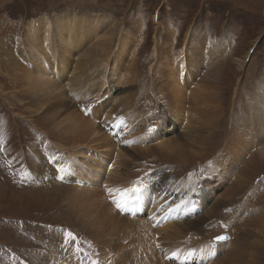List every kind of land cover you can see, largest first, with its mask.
Instances as JSON below:
<instances>
[{
  "label": "rangeland",
  "instance_id": "1",
  "mask_svg": "<svg viewBox=\"0 0 264 264\" xmlns=\"http://www.w3.org/2000/svg\"><path fill=\"white\" fill-rule=\"evenodd\" d=\"M73 15L79 18L82 16L87 17L88 26L92 20L99 19L100 24L94 30H100V35L104 34L101 36L103 39H115L114 44L110 45V51H113L108 55L109 51L103 53L101 49L93 50L96 46V40L99 39V43L103 42V39L95 38L94 35L93 39L85 41L84 46L70 50L72 55L70 56L71 61H69L70 70H73L85 59H88L86 65L88 69H85L88 71L85 74L87 77L78 78L79 83L77 86L84 82L80 86L82 89L89 90L90 95L93 94L90 89L93 86L89 87L90 84L88 83L91 77L95 75L98 78V74L111 75L109 73L110 65L112 62L115 64L112 74L113 84L117 88L114 86L113 99L117 97L116 99L119 98V100L116 103L109 102L108 97L110 95L108 94L104 95L101 100H96L100 103L104 102L109 113L111 109L118 111L120 114L126 113L124 111L126 97L137 90L136 84L133 85L135 88L131 86L132 89H135L132 91L128 88L129 84L121 87L122 85L118 83L119 77L126 74L125 70H129L127 67L130 66L129 63H131L132 57L136 60L135 69H130L129 72H132V76L138 77L139 88L143 89L146 94L150 93V97H152L151 91L158 86V73L160 75L161 73L164 74V70H159V68H167V62L172 60V57L179 55L184 47H194L195 44L204 41L213 43L217 48L224 47L225 52L223 58L221 57L223 60L220 59L222 64L226 66H223V72H225L222 78V93L220 95L222 96L225 113L221 131L216 133L215 144L204 160L189 152L186 153L188 163L183 166L177 164L179 160L163 161V158L159 156L152 159L149 164L146 160H143L145 165H140L143 163L140 161L131 166L132 168H128L127 166L132 165V163L125 159L124 165L121 167L119 165L115 166L116 170L119 167L120 170L125 168L124 171H127L126 175L121 174L118 179L111 180L112 173L109 175L110 171H107L106 174L101 172V175H104L101 176L102 180L95 181V183H98L96 187L91 186V184L88 185V182H84L80 178L77 179H80L81 182L77 179L76 181L70 179L69 182L79 185L80 188L92 187V189H95L98 187L101 191L98 190L100 193L98 199L101 200L99 202L105 204L104 206L101 203L103 205L102 209L106 208L108 213H114L112 202L104 197L109 196L108 192L105 191L109 189H107L109 184L114 185L113 182L115 181L121 184L123 183L121 181L130 178L127 181L128 190L139 189L143 187L142 183L139 186L132 184L141 181L144 177L146 178L145 184H151L147 176L153 175L157 169H163L166 174L164 175L165 179H170L174 183L178 180L181 183L186 178L191 179L192 182L186 183L185 186L191 189L193 193L198 191L197 195L209 196L211 205L217 198H220V194L225 193V190L231 187L230 184L235 182V177L239 176L240 173L250 183L246 188H240L237 191L239 192L238 195L231 196L233 198L230 200L231 202L224 203L222 200L224 206L228 207H225V209L227 208L231 212L223 210L221 208L223 205H221V210L217 208L214 217L210 219L204 216L205 214L201 211L199 216H202L203 219L197 221V229L187 231V235L181 237L182 240L179 237L175 238L170 229L163 233L165 227L156 230L147 218H140L142 220L139 219L137 222L149 224L148 227L153 230V234L156 231L160 234H154V238L147 245L138 243L130 247V254L128 255L126 250L116 247L108 248L107 245L100 244L99 241H104V239L100 240L101 237H97L90 224L85 222L72 209L73 207L68 204L69 201L67 202L63 195V188L55 190L42 189L35 183L36 175L39 177L41 174L38 173L42 168L41 166L49 164L45 158H39V154L42 156V153L41 151L38 153V149L48 144L58 149L59 152L60 150L61 152L65 151L59 147V144H61L66 149L64 156H61L65 160L73 154L72 145L70 144V137L64 138L61 132L55 128V122L48 123L45 118L38 114L36 109L39 104L34 101L36 98L33 97L32 89L29 88L30 83H28L25 74L17 76L14 73L17 71L14 62L23 65L25 72L28 71L33 63L30 60V43L34 41L33 39L29 40L28 33L36 29L37 26H42L46 21L50 25V32L53 34L56 29L55 34H57L56 26L62 24L66 17ZM76 27L78 30L83 28L80 24ZM132 38L135 39L132 40ZM172 38L173 41H171ZM123 39L127 44H120L124 41ZM49 41L45 44L52 45L51 40ZM34 45L37 47L35 43ZM119 45L120 48H118ZM156 46H158L159 55L155 54ZM82 49L85 50V59L80 57L83 55ZM123 49L126 52H123ZM88 51H91L90 54ZM37 52L34 54L38 55ZM120 52L122 53L120 54ZM44 55H48L46 51ZM115 58L116 60H114ZM104 60H106V64L102 63ZM97 62L99 63L95 66ZM203 70H205L204 67ZM67 75L70 77L69 79L74 78V75L70 72L66 73V78H68ZM61 82L57 83L64 86L69 84L68 82ZM77 86L75 85V87ZM105 89L108 88L105 86L102 90ZM72 90L78 93L81 88L74 89L73 87ZM66 91L68 93L69 88L68 90L66 88ZM84 96L88 97V94L84 93ZM69 97L72 99L74 93L70 94ZM80 101L79 98L77 108L87 109V114L90 111L91 104L81 106L79 105ZM132 102L134 101L132 100ZM215 103L216 100H212V104ZM262 104H264V0H0V264H60L62 262L67 264H119L118 255L121 253L129 258L127 264H152L151 257L155 261L157 258L156 251L165 255V260H163L167 264H182L181 259H177L175 255L185 245L190 247H188L189 250H194L197 253L190 260L189 264H193V260L199 256L201 251L203 252V249L208 251L210 248H214L211 247L213 238L218 235L224 233L229 235V241L223 242L225 245L229 243L231 245L235 237L238 239L240 237V240H242L241 238L248 239L251 243L256 242V239L260 240L263 235L260 223H249L248 219L257 214L260 216L263 214L264 216V207L261 205L264 202V160L257 155L256 148L254 150L249 148L250 150L244 158L246 162L242 159L237 163L238 157L244 152V148H231L229 151V146L234 139L240 137L241 129L252 127L249 121L251 115L253 116L252 108ZM92 106L96 107L95 104ZM116 118H118L117 129L122 134L117 136L114 133L111 139L122 146L121 150H124L126 147L134 145L133 141L125 138V133L132 134L136 127L133 131H128L126 126L133 121L130 122L125 116ZM107 121H111L110 124L114 128L113 119L107 118ZM172 123L176 122L173 120ZM147 125H150V123H147ZM176 130L182 134L184 126H178ZM175 133L176 135L179 134ZM111 139L110 141H112ZM262 148L263 146H261ZM191 150L193 153L196 152L197 156L200 155H198V151ZM34 151L36 156L32 154ZM89 152L86 158L84 155H75L76 158H72V161L80 165L91 164L92 168L90 170L93 171L97 166L96 162L102 169L110 168L113 165L114 157H116L112 154L102 159L101 153L93 150ZM118 157L119 155H117V160ZM58 159L56 152H54L52 161ZM99 161L102 163H99ZM225 162H228L232 167L236 166V168H233L235 169L233 172L236 171L233 174L236 175L232 176V171L227 174L224 170L226 175L223 178L218 176L213 178L220 169H223L221 165ZM216 164H218L217 167ZM216 169L217 171H215ZM49 171L45 169L43 172ZM120 173H123V170ZM203 175L205 181L202 184L197 183ZM218 181L226 182L221 184V188L218 190L220 194L216 197L214 194ZM124 183L117 188L122 190ZM161 184L163 187L160 186L157 189L164 192L166 184L165 182ZM167 184L170 185L171 182L168 181ZM116 186L117 184L113 187L116 188ZM117 190L119 189L114 191L117 192ZM124 193L127 194V192ZM124 196L131 199L129 194L122 195V202L125 199ZM121 201L120 204H122ZM239 207H246L247 210L249 208V213L251 210L254 213L251 212L252 216L248 219L245 215L236 216V214L242 213V208ZM114 209L115 212L122 214V211L119 210L121 208ZM234 209L237 211L234 212ZM151 210H157V206L144 207L141 216L146 211ZM124 215L128 216L129 213H124ZM182 216L183 214L180 218ZM257 216L255 217L258 218ZM235 217L237 220L246 221V223L243 222L242 228L238 227V222L233 224V230H230L232 228L220 227L219 223L223 220L224 223L225 221L231 222ZM87 224L89 225L87 226ZM256 231H259L258 235L255 234ZM68 233H71L75 239L70 238L67 235ZM109 233L115 237H120V242L119 240L115 241L117 244L121 243V246L124 243L127 245L133 242L131 239L123 240V235L118 232L113 233L110 231ZM148 234L151 233L148 232ZM156 236L160 237L159 245L155 243ZM148 239L147 236L146 240ZM200 240H204V242L200 243ZM252 245L262 248L260 250L263 257L261 256L259 264H264L263 247L254 243ZM229 249L231 250L229 247L220 251L219 249L216 250L218 256L210 263L203 264H217L222 257L228 254ZM170 250L173 251L170 252ZM191 255L193 254L190 251L187 256L190 257ZM236 258H243V253H238ZM226 261H223V264H226Z\"/></svg>",
  "mask_w": 264,
  "mask_h": 264
},
{
  "label": "bare ground",
  "instance_id": "2",
  "mask_svg": "<svg viewBox=\"0 0 264 264\" xmlns=\"http://www.w3.org/2000/svg\"><path fill=\"white\" fill-rule=\"evenodd\" d=\"M73 16L66 17V20L62 24H58V26H56L57 34H55L56 29L53 34L50 32V25L46 21L42 26L39 25L36 29L28 33L30 37L29 40H34L33 42L30 40V60H32L33 63L28 71L26 70L25 72L24 67H22L23 65L18 62H14V67L17 70L14 73L17 74V76L25 74L28 79V83H30L29 88L33 91V97L37 99V101L36 99L34 101L35 103L38 102L39 104H37L38 108L36 109L38 114L45 118L46 122L48 123L55 122V128L59 132H61L64 138L70 137L69 140H71L70 144L72 145L73 154L69 155L65 160L64 158H61V156H64L63 154H65L64 152H66V149L61 144H59V147L65 150L62 151L63 153L61 152V150L59 152L58 149H55L48 144H45L43 147H40L38 149V153L40 151L42 153V156L39 154V158H45L50 165L45 164L41 166L42 168L40 169V171H37L41 174L39 177H37L36 175L35 183L42 189L55 190L57 188H63V195L66 198V201H69L68 204L73 207L72 209H74L85 222H88L90 224V226L94 229L97 237H101L100 240L104 239V241H99L100 244L107 245L108 248H120L124 251L126 250L129 255L130 247L134 246L135 244L139 243L147 245L148 242L152 238H154V234L157 235L159 232L157 233L156 231L153 234V230L148 227L149 224H142L141 222H137V220H139L140 218H149L148 220L150 221L151 217L157 215L161 216V218L164 220V222L162 223V228L165 227V229L162 232L165 233L167 229H170L175 238L179 237L181 239V237L183 238V236L187 235L186 232L190 229H197V221L203 219L202 216H199V214H201V211H203L202 213L205 214L204 216L212 219L217 208H219L218 210H221V208H223V210H227L228 207L224 206L222 200L224 201V203L231 202L230 200L233 199L231 196L234 197L235 195H238L239 192L237 191L240 188H246L250 183L248 179L238 172L239 176L235 177V182L230 184L231 187L226 189L225 193H222L224 195L220 194V191L218 190H220L221 184L225 183L228 180H226L225 182L218 181L214 195L217 197L220 194V198H215L216 200L210 205L209 196L197 195L196 193L198 191L196 193H193L191 189L185 186L186 183L192 182L191 179L186 178L183 179L181 183L179 182V180L174 183L170 179H165L164 175L166 174L163 169H157L155 171L156 174L154 173L151 176H147L151 184H145V177L141 179V181L132 184L135 186H139L141 183L143 184V187L139 188V190L135 193L131 192V190H128L127 181L130 180V178L128 180L121 181L123 183L125 182L122 190L117 187H119L123 183L120 184V182L118 183L117 181L113 182L115 183L114 185L117 184L116 188L113 187L114 185H110L111 183L109 184V187H107V189H109L105 191L108 192L109 196L107 195L104 198L107 197L106 199L110 200V202H112L113 204V207L116 209H119L117 207V204L121 201L122 195L129 194L131 195V198H138V202L132 204V199H127V197L124 196L125 199H123V202L121 201L123 204V208L119 209L122 211V214L115 212L114 208H112L114 213H108L106 211V208L102 209L103 205L105 206V204L101 202L103 204L102 205L99 202L101 200L98 199L100 198V190L98 189V187L95 189H92V187L80 188L79 185L71 184L69 180L75 179L76 181L77 178H80L84 182H88V185L91 184V186L96 187V184L98 183H95V181L99 182L100 180H102L101 176L106 174L105 172L107 171H110L109 175L112 173L110 177L111 180L118 179L119 177H121V174L126 175L127 171H124L125 168H121V170H123V173H120L121 170L119 169V167L116 170L115 166L119 165L121 167L122 165H124L125 159L132 163V165L127 166L128 168H132L131 166L140 161L143 162L140 165H145L143 160H146L149 164L152 159L159 156L163 158V161L179 160L177 164L183 166L184 164L188 163L186 153L189 152H191L194 156L200 158L201 160L206 159L208 157L209 151L215 144L214 142L217 135L216 133H220L221 131L222 120L225 113L222 96L220 95V93H222V78L224 77L225 72H223V66L225 64H222V58L225 52L224 47L221 46V48H217L213 43L206 41L195 44L194 47H184L179 55L172 57L173 59L167 62V68H159V70H164V74L161 73L160 75V73H158L157 82L159 88L158 86L156 88H153V90L151 91V93L153 94L152 97H150V93L146 94L143 89L139 88L137 82L138 77L132 76V72H129L130 69H135L136 60L132 57L130 60L131 63H129L130 66L127 67L129 68V70H125L126 74L122 77H119L118 83L122 85L121 87L129 84L128 88L132 91L135 90L132 88L134 87L133 85L136 84L135 86L137 87V90H135L133 94L130 93L126 97V101L129 99L124 103V111H126V113L120 114L118 111L112 109L109 113L108 109L105 107L104 102L100 103L96 100H101L106 94L110 95L108 97L109 102L116 103L119 100V98L116 99L117 97L113 99V89L116 86L113 84L112 73L114 72L113 66L115 64H113L112 62V64L110 65L111 69L109 70V73L111 75L107 76L106 74H98V78H96L95 75L91 77L88 83L90 84L89 87L93 86L92 88H90L93 91L92 95H90L89 90L82 89V87L80 86L84 82H81V84L77 86L79 83L77 79H82L84 76L87 77V75L85 74L88 73V71L85 70L88 63V59H85L84 56L85 50L82 49L83 55L80 56L82 59H85V61L81 62L79 66H76L73 70H70L69 65V61H71L70 56L72 55V50L84 46L85 41L93 39L94 35L95 38L99 37L100 39H103L101 36L104 34L100 35V30H94V28L98 27V24H100V20H92L91 24L88 26L87 24L89 23V21L87 17L82 16L79 18L75 17L76 15ZM78 24L82 25L83 28L78 30L76 27ZM134 39L135 38H132V40ZM49 40H51L52 45L45 44V42L48 43ZM114 40V38H107L103 39V42L99 43L98 39L96 40V46L93 48V50L101 49L103 53H107L109 51V55L110 52L113 51H110V45L114 44ZM171 41H173V38ZM34 43L37 45V47L34 45ZM120 44L125 45L127 43L124 40ZM118 48H120V45ZM36 50L39 52H37ZM45 51L46 54H48L47 56L44 55ZM91 51H88L89 54ZM36 52L38 53V55L34 54ZM123 52H126V50L123 49ZM121 53L122 52H120V54ZM155 54L159 55L158 46H156ZM114 60H116V58ZM98 63L99 62L94 65L97 66ZM102 63L106 64V60H104ZM203 67L205 68V70H203ZM97 71L99 72V70ZM69 72L70 74L74 75V78L71 77V79H69L70 77H68V75V78H66V73L68 74ZM62 80L63 82H61ZM57 82H68L69 84H67V86H64ZM75 85L77 87H75ZM105 86L108 89H105L103 91L102 89ZM73 87L74 89L81 88V90L77 93L75 90H72ZM66 88L67 90L69 88L68 93L66 91ZM72 93H74V97H72L73 100L69 97V95ZM84 93H87L88 97H85ZM79 98L81 99V101L79 102V105L81 106L90 104L97 105L98 103L99 106L96 109L91 108L90 111L86 114V112L88 111L87 109H80V107L77 108V101ZM132 100L134 102H132ZM212 100H216V103L214 105L212 104ZM89 101H91V103H89ZM156 105L160 108L155 107ZM252 109L253 116L251 115V118H249L252 127L250 129H241V134H239L240 137L234 139L229 146V151L231 150V148H244V152L238 157L237 163H239V161L242 159L243 161H245L244 158L246 157L247 152L250 150L249 148H251V150H254L256 148L258 152L257 155L260 156V159L264 160V104H262L261 106H254ZM120 116L128 117L130 122L133 121L132 124H136V129L132 134L129 135V133H125V138L127 140L133 141L134 145L131 147H126V149L124 150H121L122 146H120L118 143H115L111 139L113 134L115 133V128H113L112 124H110V121H107V118L117 120L118 118L116 119V117ZM173 120L176 123H172ZM147 123H150V125H147ZM178 126H184V131L182 132V134L179 133L178 130H176ZM103 131L109 136L112 141H110L108 136ZM175 132L179 134L176 135ZM261 146H263L262 149ZM191 149L198 151V155H200L197 156L195 154L196 152L193 153ZM199 149L202 151H200ZM90 150L101 153L102 159H105L108 155L111 156L112 154H114L116 157H114L115 160L113 159L112 161L113 165L110 168L105 166L106 168L102 169L98 166V162H96L97 166L95 165V169H92L93 171H91V164L85 163L83 165H80L72 161V158H76L75 155H84L86 158L87 154L90 153ZM54 152H56V155L59 158L57 161H52ZM32 154L36 156L35 151ZM117 155H119L118 160ZM99 163L102 162L99 161ZM217 165L218 164H216V167ZM247 165L249 164L247 163ZM221 167L223 169H220V172L218 171L216 173V176H214L213 178H216L217 176L223 178L226 173L229 174L231 171L232 176L236 175L233 174L236 173V171L233 172L235 170L233 168H236V166L232 167L230 164H228V162H225L221 165ZM45 169H48L50 171L43 172ZM61 169H64V171H61ZM104 169L107 170L104 171ZM224 170L226 171V173L224 172ZM215 171H217V169ZM101 172H104V174L101 175ZM203 177L205 176L203 175L201 177V180L197 183L202 184L205 181ZM80 179H77V181L81 182ZM168 181L171 182L170 185L167 184ZM160 182H165L166 184L164 192L157 189L160 188V186L163 187ZM116 189L119 190L115 192L114 190ZM124 192H127V194ZM152 205L157 206V210L146 211L144 215L141 216L144 207L148 208ZM221 205L223 206L220 208ZM261 205L264 207V202H262ZM225 207L227 208L225 209ZM235 211L237 210L234 209V212ZM241 211L242 213L239 215L236 214V216L241 217L245 215L247 219L248 217L252 216V210L249 213V208L247 210L246 207H243ZM227 212L231 211L227 210ZM124 213H129V215L126 216L124 215ZM182 214L183 216L180 218ZM255 216L251 217L252 219L249 218L248 222H259L263 230V235L262 237H260V240L256 239L257 241H253V243L262 246L264 249V216L263 214L261 216L258 215V218H256ZM235 220H237L236 217L231 222L225 221L224 223L223 220V222L219 223V225L221 228H232L230 230H233V224L235 222H238V227L241 228L243 226V222L246 223L245 220ZM89 224H87V226ZM153 227L155 228L154 224ZM110 231H112L113 233L118 232L119 234L123 235V240L126 241L131 239L133 242L127 245H125L124 243L123 246H121V243L117 244L115 241L119 240L120 242V237H115L114 235H111V233L108 234V232ZM148 232L151 234H148ZM258 232L259 231H256L255 234L258 235ZM147 236L149 237L148 240H146ZM97 237L96 239H98ZM241 239L242 240H240V237L239 239L235 237V240H232L233 242L231 243V245L230 243L225 245L222 242L223 244L219 243L211 245V247L214 248H210L208 251H204L206 249H203V252L201 251L199 253V256L193 260V264L210 263L218 256L216 250L219 249L220 251L221 249L228 247L231 248V250L229 249L230 251L228 250V254L222 257L217 262V264H223V261L225 260H227L226 264H259L262 256V251L260 249L262 248L253 246V243L248 241V239ZM201 242H204V240H200V243ZM188 247L186 245L183 246L175 256L181 260L187 258L193 259L196 256L194 254L197 253L194 250H189L190 247ZM252 247H254L255 249L251 250L250 248ZM171 251L173 250H170V252ZM190 251L193 255L189 257L187 256V254ZM238 253H243V258H236ZM156 255L157 258L155 259V261L153 257H151L152 264H167L164 261L165 255L158 251H156ZM128 259L129 258H126L123 253L118 255L119 264H127ZM60 264L67 263L62 262Z\"/></svg>",
  "mask_w": 264,
  "mask_h": 264
},
{
  "label": "snow or ice",
  "instance_id": "3",
  "mask_svg": "<svg viewBox=\"0 0 264 264\" xmlns=\"http://www.w3.org/2000/svg\"><path fill=\"white\" fill-rule=\"evenodd\" d=\"M61 171H64V169H61ZM138 190H139V189L133 188V189L131 190V192L135 193V192H137ZM117 207H118V208H123V204L118 203V204H117ZM67 235H68L70 238L75 239V237H73L71 233H68ZM215 239H216V241H223V240L228 239V237H226V236H218V237H216ZM174 255H175V254H174Z\"/></svg>",
  "mask_w": 264,
  "mask_h": 264
},
{
  "label": "water",
  "instance_id": "4",
  "mask_svg": "<svg viewBox=\"0 0 264 264\" xmlns=\"http://www.w3.org/2000/svg\"><path fill=\"white\" fill-rule=\"evenodd\" d=\"M218 236H226V237H228V239H226V240H228L229 241V235L228 234H226V233H224V234H221V235H218ZM218 236H216V237H218ZM215 237V238H216ZM215 238H213V242L214 243H222V242H224L225 240H223V241H216V239Z\"/></svg>",
  "mask_w": 264,
  "mask_h": 264
}]
</instances>
